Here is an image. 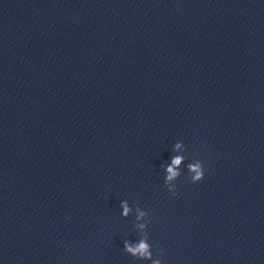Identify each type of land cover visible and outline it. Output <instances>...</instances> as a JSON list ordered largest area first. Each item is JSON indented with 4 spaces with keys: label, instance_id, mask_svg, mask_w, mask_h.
I'll list each match as a JSON object with an SVG mask.
<instances>
[{
    "label": "water",
    "instance_id": "1",
    "mask_svg": "<svg viewBox=\"0 0 264 264\" xmlns=\"http://www.w3.org/2000/svg\"><path fill=\"white\" fill-rule=\"evenodd\" d=\"M123 199L163 264H264V0H0V264H133Z\"/></svg>",
    "mask_w": 264,
    "mask_h": 264
},
{
    "label": "clouds",
    "instance_id": "2",
    "mask_svg": "<svg viewBox=\"0 0 264 264\" xmlns=\"http://www.w3.org/2000/svg\"><path fill=\"white\" fill-rule=\"evenodd\" d=\"M173 155L170 159L160 164V172L163 174V188L173 197H177L179 189L177 181L186 172L187 179L192 184H197L204 179L205 167L199 158L188 159L186 146L183 141H176L171 146ZM119 215L122 219L134 216L133 229L136 232L135 239H125L123 250L133 260V264H163V250L155 252L150 242L148 227L150 225V213L144 210L138 200L130 205L127 199L119 202Z\"/></svg>",
    "mask_w": 264,
    "mask_h": 264
}]
</instances>
